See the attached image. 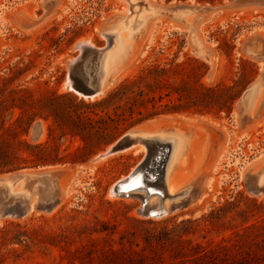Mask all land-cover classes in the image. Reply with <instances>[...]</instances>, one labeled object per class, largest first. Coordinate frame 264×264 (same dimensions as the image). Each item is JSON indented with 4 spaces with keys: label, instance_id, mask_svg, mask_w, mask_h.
<instances>
[{
    "label": "rangeland",
    "instance_id": "obj_1",
    "mask_svg": "<svg viewBox=\"0 0 264 264\" xmlns=\"http://www.w3.org/2000/svg\"><path fill=\"white\" fill-rule=\"evenodd\" d=\"M130 1L135 4L132 11L127 0H60L48 13L44 0H0V84L31 89L33 96L27 102L36 104L48 91L70 92L65 82L68 62L78 54L76 44L88 40L103 46V29L115 16L120 18L113 22V32L125 17L134 18L129 37L135 36L138 43L114 85L96 99L127 79L139 80L154 66L176 67L167 77L172 83L200 79L207 86L238 89L243 85V73L251 78L246 88L262 73L263 63L247 53L244 45L253 35L264 40V3L242 6L237 0H145L155 5L214 8L196 31L215 53L209 62L194 52L186 21L150 15L141 0ZM158 19L171 23L154 26ZM246 88L230 114L214 110L205 115H161L130 128L186 126L189 122L206 126L191 138L194 146L185 159L171 168L169 187L177 192L197 177L204 182L192 196L177 201L167 198L170 211L161 217L144 215L143 188L116 192L120 183L126 184L140 165H146L144 144V149L133 147L97 159L130 129L96 149L85 162L23 168L62 173L56 179L47 178L34 191L29 212L22 213L15 206L0 215V264H264V191H255L246 177L264 159V112L249 126L241 125L238 102ZM69 102L64 100L56 110L66 129L72 124L63 109L81 108ZM34 107L23 115L27 120L40 111L26 136L32 145L46 141L51 126V143L59 142L62 153L83 146L78 135L59 141L61 128L52 116L46 118L49 110L38 104ZM19 115L17 109L14 118ZM166 142L172 146L168 139ZM159 183L163 185L162 180ZM156 199L150 197L151 205L157 204Z\"/></svg>",
    "mask_w": 264,
    "mask_h": 264
},
{
    "label": "trees",
    "instance_id": "obj_2",
    "mask_svg": "<svg viewBox=\"0 0 264 264\" xmlns=\"http://www.w3.org/2000/svg\"><path fill=\"white\" fill-rule=\"evenodd\" d=\"M251 65V70L254 71V65ZM200 66H205V63H201ZM176 69L154 66L139 80L127 79L101 99L93 101L80 98L73 91L65 93H60L57 89L48 91L37 104L40 109L49 110L50 114L46 115V118L52 116L56 124H61L56 110L64 100L81 107L74 111L63 109V114L72 127L66 129L60 125L61 135L58 140L68 135L73 137L78 135L84 143L77 151L67 154L61 152L59 142L51 143L54 140L51 126L46 141L36 145L28 141L26 136L29 135L36 115L40 114V111L32 110L33 116L27 120L23 117L30 111L29 109L37 105L36 102H27V97H32L33 91L29 88L10 87L6 83L0 84V174L27 167L85 162L97 152L96 149L116 141L122 132L161 115L183 113L205 115L214 110L230 114L235 102L251 82L250 75L243 73L241 89L227 85L207 86L200 79L194 83L183 80L181 84H177L167 78L169 73ZM17 109L20 115L14 118Z\"/></svg>",
    "mask_w": 264,
    "mask_h": 264
},
{
    "label": "water",
    "instance_id": "obj_3",
    "mask_svg": "<svg viewBox=\"0 0 264 264\" xmlns=\"http://www.w3.org/2000/svg\"><path fill=\"white\" fill-rule=\"evenodd\" d=\"M59 1L44 0L47 12L51 13ZM127 1H129L132 11L135 4L130 0ZM251 3H264V0L236 1V4L242 6ZM141 6L150 11V15L186 21L191 32V45L194 52L209 62L214 60V51L198 37L196 32L199 24L208 19L215 11L214 8L192 4L155 5L145 0H141ZM191 15L193 16L189 19ZM118 18L120 16L112 18L103 29V35L106 38V43L103 46H96L88 40L81 41L75 46L78 54L68 62L65 86L84 99L93 100L105 94L116 82L118 72L124 68L135 53L138 38L134 36L122 52L117 55L112 65L107 68L103 66L104 58L112 52L115 46L112 27L113 22ZM244 50L263 63L262 73L246 88L238 102L240 123L246 127L257 121L264 112V40L258 35H253L245 43ZM185 125L182 130L191 138L196 137L206 127L195 122H189ZM179 129V125L175 123L169 127H157L153 131L148 127H134L114 142L105 153L97 157V159H102L107 155L130 149L135 145L144 144L147 147L146 165H140L134 172L151 174L154 179L152 182L154 192L159 198L156 199L157 204L151 205L150 197L146 194L143 213L148 217L165 215L170 211L165 205L167 198L171 201H177L182 197L192 196L204 182L203 178L197 177L174 195L167 192L165 178L172 146L161 136L173 134ZM61 173V171L29 172L21 169L0 175V215H6L13 211L15 206H18L22 213L29 212L34 205V191L40 189L47 178L56 179ZM246 177L255 185V191H264V159L258 161L249 170ZM159 180L163 181V185L159 183ZM138 187L143 188L144 185ZM117 189L116 192L118 193H126ZM40 198H43V194H40ZM170 209H172L171 204Z\"/></svg>",
    "mask_w": 264,
    "mask_h": 264
},
{
    "label": "bare ground",
    "instance_id": "obj_4",
    "mask_svg": "<svg viewBox=\"0 0 264 264\" xmlns=\"http://www.w3.org/2000/svg\"><path fill=\"white\" fill-rule=\"evenodd\" d=\"M149 14H151L150 11H149ZM133 22H134V18L129 20V17H125L123 19V21H121V24L116 25L114 27V29H116L114 31L115 46H114V49L112 50V52L109 53L103 60V66L105 68H107L113 64L117 55L122 52L124 47L131 40V38L129 36L132 34V27L134 25ZM158 22L171 23L167 19H158L153 25L156 26L158 24ZM122 23L127 25V26L122 27ZM152 125H153V123H152ZM167 125H169V124H167ZM179 125L181 127L185 128V126L182 125L181 123ZM158 127H160V126H158ZM148 128H150L153 131L157 127H154V128L148 127ZM161 137L165 140L168 139L172 143V148H171V151L169 154V160H168V164H167V174H166L165 180L167 183V192L170 193L171 195H174L176 193V192H174L175 189L173 190V187H172V189L169 187L170 186L169 185L170 170L176 162H178L182 159H185V155L194 146V140H192L191 137L187 136L181 128L173 134L163 135ZM133 147L138 148V149H144V147L142 145H135ZM153 181H154V179L152 178L151 174H146V173L143 174V173L137 172L134 176H132L129 180H127L126 184L120 183L118 185L119 187H117V188L121 191L128 192L129 190L137 188L138 186L143 184L144 185L143 189L146 191V194L149 197L156 196L157 198H159V196L154 192V188H153L154 185L152 184ZM176 189H177V187H176Z\"/></svg>",
    "mask_w": 264,
    "mask_h": 264
}]
</instances>
